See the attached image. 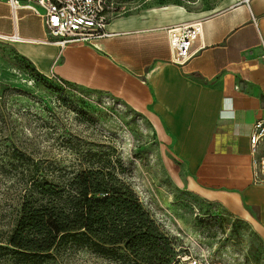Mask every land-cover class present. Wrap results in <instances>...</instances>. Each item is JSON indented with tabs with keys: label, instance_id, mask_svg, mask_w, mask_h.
I'll list each match as a JSON object with an SVG mask.
<instances>
[{
	"label": "crops",
	"instance_id": "crops-1",
	"mask_svg": "<svg viewBox=\"0 0 264 264\" xmlns=\"http://www.w3.org/2000/svg\"><path fill=\"white\" fill-rule=\"evenodd\" d=\"M224 3L201 19L185 64L173 62L166 32L192 21L183 2L123 8L107 25L112 36L61 48L47 43L40 16H15L0 0V35H18L11 42L39 73L104 91L143 116L186 192L264 241V184L253 182L250 144L254 123L264 120V0Z\"/></svg>",
	"mask_w": 264,
	"mask_h": 264
},
{
	"label": "rangeland",
	"instance_id": "rangeland-1",
	"mask_svg": "<svg viewBox=\"0 0 264 264\" xmlns=\"http://www.w3.org/2000/svg\"><path fill=\"white\" fill-rule=\"evenodd\" d=\"M145 1L114 0V8L130 11ZM159 1L183 2L192 21L225 6V0ZM67 85L39 73L14 43L0 39V236L13 226L29 169L57 180L103 168L135 190L171 239L174 257L204 254L221 264H264V241L246 223L204 208L176 172L165 169V155L143 116L104 91ZM46 264L142 263L123 247L101 254L69 240Z\"/></svg>",
	"mask_w": 264,
	"mask_h": 264
},
{
	"label": "trees",
	"instance_id": "trees-1",
	"mask_svg": "<svg viewBox=\"0 0 264 264\" xmlns=\"http://www.w3.org/2000/svg\"><path fill=\"white\" fill-rule=\"evenodd\" d=\"M23 179L16 219L0 236V264H46L69 240L101 254L123 247L142 264L174 260L171 239L113 170L90 167L56 180L29 169Z\"/></svg>",
	"mask_w": 264,
	"mask_h": 264
},
{
	"label": "built area",
	"instance_id": "built-area-1",
	"mask_svg": "<svg viewBox=\"0 0 264 264\" xmlns=\"http://www.w3.org/2000/svg\"><path fill=\"white\" fill-rule=\"evenodd\" d=\"M16 16L20 9H28L43 19L49 35L47 43L64 48L73 42L96 44L102 38L112 36L107 25L114 14L122 10L114 8V0H6ZM248 1V0H247ZM112 15V16H111ZM202 29V20L182 22L166 29L173 62L187 63L193 56V44ZM0 39L19 41L18 35ZM59 80V79H58ZM64 88L68 85L59 80ZM253 160V182L264 184V120L253 125L250 136ZM262 148L261 155L256 157ZM171 264H221L204 254H177Z\"/></svg>",
	"mask_w": 264,
	"mask_h": 264
}]
</instances>
